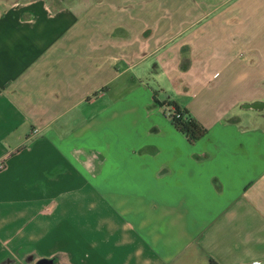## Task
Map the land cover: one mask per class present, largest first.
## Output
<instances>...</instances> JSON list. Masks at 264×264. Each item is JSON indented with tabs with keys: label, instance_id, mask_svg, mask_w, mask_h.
<instances>
[{
	"label": "crops",
	"instance_id": "obj_1",
	"mask_svg": "<svg viewBox=\"0 0 264 264\" xmlns=\"http://www.w3.org/2000/svg\"><path fill=\"white\" fill-rule=\"evenodd\" d=\"M233 1L0 0V264H264V0Z\"/></svg>",
	"mask_w": 264,
	"mask_h": 264
},
{
	"label": "trees",
	"instance_id": "obj_2",
	"mask_svg": "<svg viewBox=\"0 0 264 264\" xmlns=\"http://www.w3.org/2000/svg\"><path fill=\"white\" fill-rule=\"evenodd\" d=\"M189 60H184L182 63V69L186 70L188 68ZM154 96H157V93L154 94ZM165 103H168L166 100L159 101L157 99H154V106L164 107ZM173 106L176 111L182 112V117L180 119H176L175 117L170 118L172 121V124L175 126V128L187 138V140L191 144H195L202 140L206 134L207 130L202 126L193 116H191L186 110H181L177 105H171Z\"/></svg>",
	"mask_w": 264,
	"mask_h": 264
},
{
	"label": "rangeland",
	"instance_id": "obj_3",
	"mask_svg": "<svg viewBox=\"0 0 264 264\" xmlns=\"http://www.w3.org/2000/svg\"><path fill=\"white\" fill-rule=\"evenodd\" d=\"M238 1H240V0H238ZM237 0H234L232 3H237L238 2ZM212 2H217V0H212ZM243 2V1H242ZM241 2V3H242ZM192 4V3H191ZM190 4V5H191ZM190 5H188L187 7H189ZM238 6H240V2L239 3H237V5H235L234 7H233V9H236L237 10V7ZM225 22V21H224ZM241 22L243 23V26L244 27H247V26H251V24H250V21H249V19H246V18H242V20H241ZM257 22H260V24H261V28H264V21L263 20H260V21H257ZM222 23H223V21H220L219 22V26H217V27H221V25H222ZM203 25V27H204V25L206 24V21H203V23H202ZM202 26H200V27H202ZM231 27H234V26H232V25H230ZM248 49H250V48H248ZM245 50V49H244ZM249 54V53H248ZM168 92V91H167ZM163 105H165L166 107H169V106H171L172 104H169V103H165V104H163ZM252 122V121H251Z\"/></svg>",
	"mask_w": 264,
	"mask_h": 264
},
{
	"label": "built area",
	"instance_id": "obj_4",
	"mask_svg": "<svg viewBox=\"0 0 264 264\" xmlns=\"http://www.w3.org/2000/svg\"><path fill=\"white\" fill-rule=\"evenodd\" d=\"M165 114L168 118L175 117L176 119H180L182 117V112L176 111V109L173 106L166 107L165 106ZM34 135L39 134V130H34L33 131Z\"/></svg>",
	"mask_w": 264,
	"mask_h": 264
}]
</instances>
